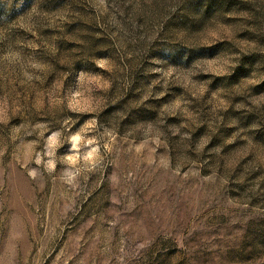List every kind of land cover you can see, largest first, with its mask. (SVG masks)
I'll return each instance as SVG.
<instances>
[{"label":"rangeland","instance_id":"rangeland-1","mask_svg":"<svg viewBox=\"0 0 264 264\" xmlns=\"http://www.w3.org/2000/svg\"><path fill=\"white\" fill-rule=\"evenodd\" d=\"M0 264H264V0H0Z\"/></svg>","mask_w":264,"mask_h":264},{"label":"clouds","instance_id":"clouds-1","mask_svg":"<svg viewBox=\"0 0 264 264\" xmlns=\"http://www.w3.org/2000/svg\"><path fill=\"white\" fill-rule=\"evenodd\" d=\"M99 64H100V66H104V62L103 61H100ZM32 66L33 67H39L38 64H33ZM80 79L82 81L88 80V81L97 82L98 86H101V87L106 86V85H103V84H99L100 77H98V76L85 77L84 75H81ZM68 107H69L70 110L76 111V112H91V111L94 110L93 107L90 105L89 100L86 97L83 96L82 91H80L79 89L77 91L73 92L71 97H69ZM94 123H95L94 120L86 122L84 127H81L78 131L72 132V134L69 135L66 138L67 143L70 145V149H69L70 153L73 150L79 149V147L81 145V142H83V144H85V145L93 144L94 139H95L94 137L91 138V139H85L82 134L88 128H90L91 125H93ZM59 136H60L59 132H53L51 137L48 140V144L56 146V147L62 146L65 141L58 140ZM91 151L94 153V152L97 151V149L96 148H92ZM49 155H51V153H49ZM84 158L88 159L89 157L85 156ZM66 159L69 162H74L76 160V155L75 154H68L66 156Z\"/></svg>","mask_w":264,"mask_h":264}]
</instances>
